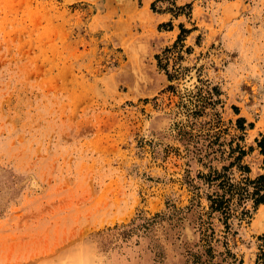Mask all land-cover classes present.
<instances>
[{
  "label": "rangeland",
  "instance_id": "1",
  "mask_svg": "<svg viewBox=\"0 0 264 264\" xmlns=\"http://www.w3.org/2000/svg\"><path fill=\"white\" fill-rule=\"evenodd\" d=\"M110 1L0 0V264H264V0Z\"/></svg>",
  "mask_w": 264,
  "mask_h": 264
},
{
  "label": "trees",
  "instance_id": "2",
  "mask_svg": "<svg viewBox=\"0 0 264 264\" xmlns=\"http://www.w3.org/2000/svg\"><path fill=\"white\" fill-rule=\"evenodd\" d=\"M178 40H179V37L177 38V41ZM241 121H242V119H240V118L237 119V122H241ZM255 144H256V147L258 149V153L264 156V135H261V137L259 139H255ZM240 154L241 155L244 154L242 150L239 151V155ZM238 157H236V159H238ZM262 164H263L262 169H264V158L262 159ZM242 168L244 171H247L246 166H242ZM249 182L253 184V190L249 194L252 198L253 206L255 207L257 205L258 206L262 205L261 203L264 202V173L259 174L253 181H249ZM227 186H229V187L231 186L233 189L239 190V187L232 186L230 184H228ZM223 187L224 186L220 184V188H223ZM228 190H231V188H229ZM240 190L243 191L242 192L243 194H247L245 189L240 188ZM242 193H240V194H242ZM225 194L228 195L227 198L224 197ZM229 199H231L230 191H223L222 194L216 195L215 197L210 199V206L209 207L213 211L220 212L226 218L228 215V212L225 211V209H226V204L229 201ZM239 199H240V197H239ZM262 239L264 240V236L262 237Z\"/></svg>",
  "mask_w": 264,
  "mask_h": 264
},
{
  "label": "crops",
  "instance_id": "3",
  "mask_svg": "<svg viewBox=\"0 0 264 264\" xmlns=\"http://www.w3.org/2000/svg\"><path fill=\"white\" fill-rule=\"evenodd\" d=\"M154 0H149L147 2V13H148V17L151 19V22H150V26L151 28L157 26L158 23H162V22H165L166 20L169 19L170 15H169V12L167 11H159V12H152L149 10V4L151 2H153ZM141 2V8H144V2L143 0H140ZM156 33L157 34H160L161 38L165 40V43L168 42V41H171L172 38L174 37L175 35V30L174 29H167V30H162L160 32H158L156 30ZM166 37H169V40H166ZM147 48L149 49L150 48V44L149 46L147 45ZM256 174H258V172H256ZM262 205L260 206H263L264 205V202L261 203ZM252 221V220H251ZM256 221H258V229L257 230H254L255 232H264V218H259V219H256Z\"/></svg>",
  "mask_w": 264,
  "mask_h": 264
},
{
  "label": "bare ground",
  "instance_id": "4",
  "mask_svg": "<svg viewBox=\"0 0 264 264\" xmlns=\"http://www.w3.org/2000/svg\"><path fill=\"white\" fill-rule=\"evenodd\" d=\"M86 1H87V0H86ZM113 1H114V0H113ZM123 1L125 2L126 0H117V4H120V6H121V5L124 6V3H122ZM127 2H128V1H127ZM145 2H148V0H144V3H145ZM111 3H112V1L108 0L107 5H109V4L111 5ZM128 4H129V3H128ZM125 5H126V4H125ZM145 6H147V5H145ZM145 9H146V8H145ZM263 123H264V122H263ZM263 126H264V124H263ZM263 129H264V127H263ZM263 129H262V130H263ZM259 211H260V210H259ZM261 211H262V210H261ZM263 213H264V212H263ZM261 215H262V214H261ZM257 216H258V215H257ZM255 221H256V220H255ZM253 223H254V222H253Z\"/></svg>",
  "mask_w": 264,
  "mask_h": 264
}]
</instances>
